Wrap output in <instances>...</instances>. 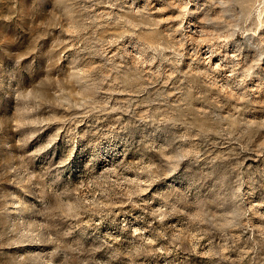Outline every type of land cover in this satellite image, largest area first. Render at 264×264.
<instances>
[{"label": "rangeland", "instance_id": "1", "mask_svg": "<svg viewBox=\"0 0 264 264\" xmlns=\"http://www.w3.org/2000/svg\"><path fill=\"white\" fill-rule=\"evenodd\" d=\"M0 264H264V0H0Z\"/></svg>", "mask_w": 264, "mask_h": 264}, {"label": "bare ground", "instance_id": "2", "mask_svg": "<svg viewBox=\"0 0 264 264\" xmlns=\"http://www.w3.org/2000/svg\"><path fill=\"white\" fill-rule=\"evenodd\" d=\"M135 1H131L132 4H134ZM155 4V3H154ZM156 8L159 6H155ZM161 7V6H160ZM158 9V8H157ZM161 9V8H160ZM192 24V23H191ZM200 31V30H199ZM205 55V54H204ZM210 56V55H209ZM211 60V59H210Z\"/></svg>", "mask_w": 264, "mask_h": 264}]
</instances>
